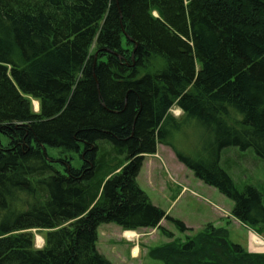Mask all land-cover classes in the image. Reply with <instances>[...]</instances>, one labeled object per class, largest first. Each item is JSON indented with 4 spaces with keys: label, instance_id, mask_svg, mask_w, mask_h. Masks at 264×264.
<instances>
[{
    "label": "trees",
    "instance_id": "16d2710c",
    "mask_svg": "<svg viewBox=\"0 0 264 264\" xmlns=\"http://www.w3.org/2000/svg\"><path fill=\"white\" fill-rule=\"evenodd\" d=\"M157 144L264 223L260 192L220 166L229 147L264 160V0H0V264H111L105 223L157 229L161 264H264L226 228L185 235L152 205L136 179Z\"/></svg>",
    "mask_w": 264,
    "mask_h": 264
},
{
    "label": "rangeland",
    "instance_id": "374dc122",
    "mask_svg": "<svg viewBox=\"0 0 264 264\" xmlns=\"http://www.w3.org/2000/svg\"><path fill=\"white\" fill-rule=\"evenodd\" d=\"M34 103H37V106ZM31 104L33 112L37 113L38 102L31 101ZM170 114L177 119L181 117V112L177 108H172ZM184 143L190 150L189 141L184 140ZM48 154L55 159L63 157L71 159L70 162L74 168L80 167L76 153H64L58 149L48 148ZM220 166L232 179L237 191L242 192L248 186L258 190L262 195L264 206V160L257 157L251 149L241 151L238 148L229 147L221 152ZM136 181L153 206L191 228V232L185 235H195L211 223L216 227L226 228L232 243L242 245L252 253L264 254V223L251 226L235 219L231 214L233 202L215 188L196 179L190 170L178 162L169 147L157 144L156 153L144 157ZM162 226L171 231L175 238L184 236L166 220L162 221ZM121 230L113 223L99 225L96 249L100 255L111 264H161L150 259L147 252L150 248L168 243L170 240L157 229L133 231L135 243L132 249H137L133 257L130 252L132 244L127 242V238L121 237ZM255 230L260 231L261 236H257L254 233ZM31 232L34 236V247L42 248L44 232L39 230ZM257 240L261 242L259 246H262V251L257 250Z\"/></svg>",
    "mask_w": 264,
    "mask_h": 264
},
{
    "label": "crops",
    "instance_id": "0c3cea01",
    "mask_svg": "<svg viewBox=\"0 0 264 264\" xmlns=\"http://www.w3.org/2000/svg\"><path fill=\"white\" fill-rule=\"evenodd\" d=\"M160 226L161 227H164V226H162V221H161V223H160ZM186 226V225H185ZM187 227V226H186ZM188 228V227H187ZM188 229H191V228H188ZM124 233H125V231H123V230H121V237L122 238H125L126 239V237L124 236ZM154 233H156V232H154ZM153 233V234H154ZM127 240V242L128 243H130V244H132V246H131V249H130V252H131V254H132V256L133 257H135V255H136V253L134 254V250L132 249V247L134 246V244L133 243H135V240L133 241V238L132 239H126ZM259 243H261L259 240H257V250H259V251H262V246H259V245H261V244H259ZM137 246V245H136ZM136 251H137V249H136Z\"/></svg>",
    "mask_w": 264,
    "mask_h": 264
},
{
    "label": "bare ground",
    "instance_id": "6f19581e",
    "mask_svg": "<svg viewBox=\"0 0 264 264\" xmlns=\"http://www.w3.org/2000/svg\"><path fill=\"white\" fill-rule=\"evenodd\" d=\"M34 105L35 106H37V103H34ZM124 236L127 238V239H132L134 236H135V232H133V231H126L125 233H124ZM137 251H136V249L134 250V254L136 253Z\"/></svg>",
    "mask_w": 264,
    "mask_h": 264
}]
</instances>
